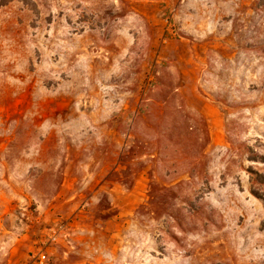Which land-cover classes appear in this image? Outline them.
I'll use <instances>...</instances> for the list:
<instances>
[{
    "label": "rangeland",
    "instance_id": "1",
    "mask_svg": "<svg viewBox=\"0 0 264 264\" xmlns=\"http://www.w3.org/2000/svg\"><path fill=\"white\" fill-rule=\"evenodd\" d=\"M40 248L264 264V0H0V264Z\"/></svg>",
    "mask_w": 264,
    "mask_h": 264
},
{
    "label": "built area",
    "instance_id": "2",
    "mask_svg": "<svg viewBox=\"0 0 264 264\" xmlns=\"http://www.w3.org/2000/svg\"><path fill=\"white\" fill-rule=\"evenodd\" d=\"M60 228H61V225L58 226V229H60ZM56 231L57 230H55V229L52 230V232L48 235L46 242H52L56 239ZM42 243L45 244L44 241H42ZM33 258L36 259L38 264H42V263L46 262L48 259L46 253L43 250H41V248L38 250V252L36 254L33 255Z\"/></svg>",
    "mask_w": 264,
    "mask_h": 264
}]
</instances>
